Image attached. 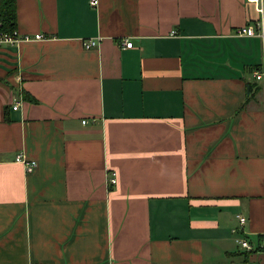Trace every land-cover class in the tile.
Returning <instances> with one entry per match:
<instances>
[{
    "label": "crops",
    "instance_id": "obj_1",
    "mask_svg": "<svg viewBox=\"0 0 264 264\" xmlns=\"http://www.w3.org/2000/svg\"><path fill=\"white\" fill-rule=\"evenodd\" d=\"M90 1L0 46V264H264V0Z\"/></svg>",
    "mask_w": 264,
    "mask_h": 264
},
{
    "label": "built area",
    "instance_id": "obj_2",
    "mask_svg": "<svg viewBox=\"0 0 264 264\" xmlns=\"http://www.w3.org/2000/svg\"><path fill=\"white\" fill-rule=\"evenodd\" d=\"M247 2H254L256 4H258L259 0H246ZM98 3V0H91L90 1V5L91 6H95L97 5ZM263 9H262V6H259L257 8V12L258 13H262ZM257 28V29H256ZM236 36H245V37H254V36H257L259 38H261L263 41H264V30H263V23L260 21V22H256L255 24L251 23L250 25L246 26V27H241L237 30ZM25 38H27V36H25ZM25 38H23V40H25ZM35 39H39V38H42V35L39 34V35H35L34 36ZM22 38H20L18 35H17V31L16 30H13V32H11V34H8V33H5L3 32V30L0 29V46H4V45H11L15 42H20ZM97 40H84L83 41V45L85 48H92V47H96L97 45ZM132 43L125 39L124 41L121 42V47H126V48H132ZM253 77H254V80L258 81L259 83H261V85L263 86V89H264V62L261 66V69L260 70H255L253 72ZM17 108V104H14L13 106V109H16ZM87 122V120L85 119L84 121H82V124L85 125V123ZM16 161L17 162H20L21 165H23L24 167V170L26 173H31L37 166L36 164V161L34 160H30L29 162L26 161L22 156L21 154H18L16 155ZM108 181V184L109 185H114L116 183V176H114V174H111L109 179L107 180ZM238 220H239V223L240 224H243L245 223V218L243 217H240L238 216L237 217ZM258 248H264V234L261 235V237L259 238V241H258ZM238 244L239 246L244 249V250H251V251H254V247L251 246L250 242L247 241L246 239L244 240H239L238 241Z\"/></svg>",
    "mask_w": 264,
    "mask_h": 264
},
{
    "label": "trees",
    "instance_id": "obj_3",
    "mask_svg": "<svg viewBox=\"0 0 264 264\" xmlns=\"http://www.w3.org/2000/svg\"><path fill=\"white\" fill-rule=\"evenodd\" d=\"M17 9H16V0H0V29L3 30V32L11 34L13 30H16L17 28ZM261 65H255L252 66V68H249L248 71L252 73L255 70H260ZM253 84L247 83V91H248V97H249V91L250 88L255 86V90H262V85L256 80H253ZM25 99L33 100L31 96L28 94L24 95ZM261 235L259 236V238Z\"/></svg>",
    "mask_w": 264,
    "mask_h": 264
}]
</instances>
